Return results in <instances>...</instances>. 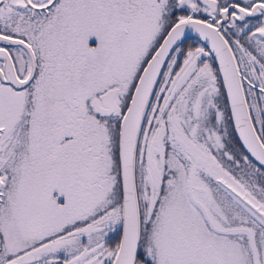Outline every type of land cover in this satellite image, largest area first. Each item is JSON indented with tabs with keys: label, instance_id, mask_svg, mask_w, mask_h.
I'll return each instance as SVG.
<instances>
[{
	"label": "snow or ice",
	"instance_id": "6c2138e0",
	"mask_svg": "<svg viewBox=\"0 0 264 264\" xmlns=\"http://www.w3.org/2000/svg\"><path fill=\"white\" fill-rule=\"evenodd\" d=\"M0 264H264V0H0Z\"/></svg>",
	"mask_w": 264,
	"mask_h": 264
}]
</instances>
